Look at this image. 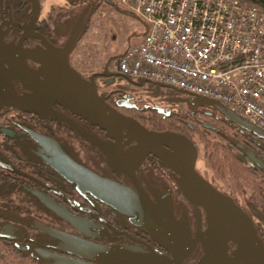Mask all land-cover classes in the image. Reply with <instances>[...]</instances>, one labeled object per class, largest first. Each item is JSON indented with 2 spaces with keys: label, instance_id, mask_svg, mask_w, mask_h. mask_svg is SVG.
<instances>
[{
  "label": "flooded vegetation",
  "instance_id": "af4514ba",
  "mask_svg": "<svg viewBox=\"0 0 264 264\" xmlns=\"http://www.w3.org/2000/svg\"><path fill=\"white\" fill-rule=\"evenodd\" d=\"M63 1L58 6L55 0H0V264H7L6 253L30 264H46L32 255V248L79 258L78 244L131 251L146 257L144 264H209L204 247L209 244L206 229L212 217L203 205L185 196L177 173L165 161L148 152L134 170L127 168L129 160L117 164L127 168L126 172L113 170L97 143L104 148L114 138L80 112L50 96L34 95L41 92L36 89L56 85L55 57L49 55H63L53 48L66 50L72 39L66 51L68 63L87 81L92 75L95 91L107 104L149 130L177 131L194 142L195 170L249 217L255 234L242 245L258 249L264 264V131L258 136L241 130L215 107L196 104L192 93L164 83H138L104 61L97 68L79 70L71 54L88 27L83 21H90L95 7L107 0ZM47 3L53 4L51 8ZM104 70L112 73L105 75ZM33 102L50 105L41 114L22 108ZM123 133L124 129L121 148L112 151L116 156L125 155L136 142L125 143ZM199 134L206 139L199 140ZM213 142L252 169L253 183L244 180L239 184L227 173L233 183L226 189L207 177V168L200 170L197 160L201 153L213 168L208 160L216 149ZM90 172L132 188L153 217H131L102 202L87 182L91 183ZM258 193L261 198L256 199ZM65 215L80 226L86 225L89 233ZM138 222L151 226H139ZM240 245L227 239V264L239 253Z\"/></svg>",
  "mask_w": 264,
  "mask_h": 264
},
{
  "label": "water",
  "instance_id": "95a60500",
  "mask_svg": "<svg viewBox=\"0 0 264 264\" xmlns=\"http://www.w3.org/2000/svg\"><path fill=\"white\" fill-rule=\"evenodd\" d=\"M34 1L37 3L36 0ZM107 2L112 3V0H107ZM73 40L70 41L66 50L52 47L58 51L61 50L63 54L61 56L49 55V58L55 57L52 65L54 67L53 74L56 85H53L52 88L36 89V91L41 92H36L34 95L36 97L42 95L50 96L51 100H56L80 112L89 123L98 125L106 131L107 135L114 138V141L104 148L100 142L97 143L104 150L107 161L113 170L118 172H126L127 168L134 170L148 152H153L165 161L177 173L176 180L185 196L189 200L203 205L212 217V223L206 229V235L210 238L209 244L204 247L206 255L210 257L209 264L228 263L224 260V257H227L224 249L227 239H232L241 244L239 253L237 252L238 254L233 256L231 264H234V262H240V264H261L259 258L261 252L258 249L253 250V248L242 245L248 242L247 240L250 239L251 234H255L251 227L252 223L249 217L229 196L217 190L195 170L194 164L197 149L194 142L185 134L177 131L149 130L135 118L122 114L107 104L95 91L92 75L91 80L87 81L68 63L66 51L73 43ZM102 73L108 75L112 72L104 70ZM124 75L128 76L126 74ZM135 81L142 83L143 81L151 80L140 77L135 79ZM192 95L194 97L193 101L196 104H209L215 107L227 119L236 122L241 127V130L247 129L258 136L261 135V131H264V129L252 123L241 114L229 109L222 102L203 95L193 93ZM5 103L13 105L10 101ZM49 105L48 103L33 102L31 106L22 108L30 107L29 109L41 114L42 110ZM105 108L108 113L104 110ZM122 129H124L123 135L127 136L125 143H130L131 141L136 142L125 155L116 156L112 151L122 146V142L120 141ZM127 160L130 161V165L127 168H122L117 165L121 162L123 164L129 163ZM250 162L253 163L251 160ZM90 175L88 178H91V183L89 181L87 182L91 186V190L95 191L96 196L102 202L131 217H138L140 219H150L153 217V215L149 214V208H146L136 198V193L132 188L119 184L111 179H103L94 172H90ZM82 178L84 180V175ZM65 217L73 222L82 232L89 233L86 230V225L80 226L72 217L67 215ZM136 224L145 227L151 226V224L143 222ZM31 253L39 261L45 262L46 264H123L122 262L124 261L129 264H144V260H148L146 257L137 254L133 255L131 251L97 244L93 246L78 244L77 254L81 256L79 258L69 255H58L41 248H32ZM174 256L175 254H173ZM160 260L163 261V257H160Z\"/></svg>",
  "mask_w": 264,
  "mask_h": 264
},
{
  "label": "built area",
  "instance_id": "2783aa9c",
  "mask_svg": "<svg viewBox=\"0 0 264 264\" xmlns=\"http://www.w3.org/2000/svg\"><path fill=\"white\" fill-rule=\"evenodd\" d=\"M137 15L141 39L114 68L214 98L264 129V7L248 0H112Z\"/></svg>",
  "mask_w": 264,
  "mask_h": 264
},
{
  "label": "rangeland",
  "instance_id": "374dc122",
  "mask_svg": "<svg viewBox=\"0 0 264 264\" xmlns=\"http://www.w3.org/2000/svg\"><path fill=\"white\" fill-rule=\"evenodd\" d=\"M55 5H63V0H55ZM53 5V4H51ZM49 3L46 4L51 8ZM88 23L86 31L77 41L71 58L75 66L82 70L92 66L97 68L98 63L104 61L108 66L114 68V58L128 45L138 42L144 32L143 21L134 13L127 9L120 8L114 3L104 2L96 6L90 21H83V25ZM197 164L215 184L229 189L232 188V178L226 171L219 173L207 166L202 153L199 155ZM5 262L7 264H30L26 259H19L18 256L6 253Z\"/></svg>",
  "mask_w": 264,
  "mask_h": 264
},
{
  "label": "trees",
  "instance_id": "16d2710c",
  "mask_svg": "<svg viewBox=\"0 0 264 264\" xmlns=\"http://www.w3.org/2000/svg\"><path fill=\"white\" fill-rule=\"evenodd\" d=\"M248 1L255 2L260 6L264 7V0H248ZM198 139L204 141L206 138L202 134H199ZM213 146L216 149L210 152V155L208 156V160L211 166L216 171H219L220 173L226 171L239 184H241L244 180H249V182L253 183V181H251V178L254 177L255 173L252 171L250 167L241 164L239 161H237L234 158H231L226 151H222L221 149H218L217 147L218 144L216 142H213ZM259 198H261L260 193L256 195V199Z\"/></svg>",
  "mask_w": 264,
  "mask_h": 264
}]
</instances>
